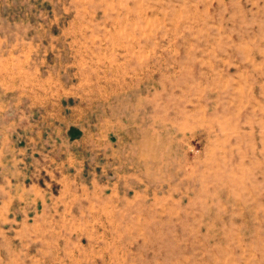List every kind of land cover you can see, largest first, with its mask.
<instances>
[{"label":"rangeland","instance_id":"374dc122","mask_svg":"<svg viewBox=\"0 0 264 264\" xmlns=\"http://www.w3.org/2000/svg\"><path fill=\"white\" fill-rule=\"evenodd\" d=\"M0 58V264H264V0H0Z\"/></svg>","mask_w":264,"mask_h":264},{"label":"crops","instance_id":"0c3cea01","mask_svg":"<svg viewBox=\"0 0 264 264\" xmlns=\"http://www.w3.org/2000/svg\"><path fill=\"white\" fill-rule=\"evenodd\" d=\"M14 57L15 60V56ZM21 63V62H20ZM21 69V66H20ZM12 77V76H11ZM16 82L20 84V88L18 89L16 86ZM31 85V84H30ZM51 84L47 82L46 80H42L41 88L42 89L45 86H50ZM23 84L22 82H19L16 80V73L14 71L13 79L8 78V67L7 63L2 62L0 58V137L2 138L3 142L7 136L5 134V128L3 127V119L5 117L6 112V106L8 102H11L16 99L17 95L16 92L19 90V95L21 96L23 93ZM32 87V85H31ZM34 88V87H32ZM10 90L11 94L8 97L7 91ZM43 95L41 91L39 90L38 97ZM14 117V115H12ZM11 119V118H10ZM10 120L8 121V124H10ZM7 151L1 146L0 148V166L4 165V162L11 163L12 159H15V156H9L7 157ZM17 164L14 162L13 166L15 167ZM30 178L26 176V173H24L21 169L16 168L13 170H5V175L0 174V201L2 199H6L9 197H19L21 199H24L26 201H31L32 199H37L38 197L34 195H26L24 194V190L30 187L31 190H36L38 185H30ZM0 214L4 215V207L0 209Z\"/></svg>","mask_w":264,"mask_h":264}]
</instances>
